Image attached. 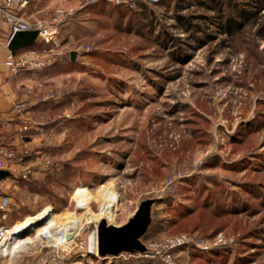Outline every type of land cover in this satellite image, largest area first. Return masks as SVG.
I'll return each instance as SVG.
<instances>
[{
    "label": "rangeland",
    "instance_id": "obj_1",
    "mask_svg": "<svg viewBox=\"0 0 264 264\" xmlns=\"http://www.w3.org/2000/svg\"><path fill=\"white\" fill-rule=\"evenodd\" d=\"M39 1L27 7L31 22L72 9L45 48L59 65L40 86L61 103L39 109L43 124L14 149L0 225L44 207L55 225L67 224L82 183L95 200L92 218L99 189L118 193L119 226L155 199L143 243L180 234L207 241L177 250L176 264H264V0H41L36 9ZM218 233L225 244L215 246ZM18 249L0 264L35 260L34 246Z\"/></svg>",
    "mask_w": 264,
    "mask_h": 264
},
{
    "label": "built area",
    "instance_id": "obj_2",
    "mask_svg": "<svg viewBox=\"0 0 264 264\" xmlns=\"http://www.w3.org/2000/svg\"><path fill=\"white\" fill-rule=\"evenodd\" d=\"M32 0H0V31L7 33L3 42L6 48L4 65L12 74L20 71L40 70L46 68L53 63V58H47L45 48L52 42L57 34L58 25L71 12V8L59 7L55 10L49 23L44 21L31 22L26 17V10ZM85 3H91L93 0H84ZM37 30L36 42L29 46L21 53H11L7 49V45L11 36L17 31ZM44 44L39 47L36 43ZM14 109L18 113L25 110L23 102L14 103ZM18 156L16 151L6 147H0V170H7L10 173L14 170V164ZM18 173H30L29 166L17 169ZM182 175L177 174L168 178L165 186L160 190L163 193L169 192L173 184ZM89 187L78 183L73 188V197L75 198V206L68 224H57V226L40 225L36 227L33 234L28 233L20 235V233L11 232L14 224L10 227L0 225V258L11 257L6 253V247L12 243L19 244V251L26 252L32 246L38 251L35 260L31 264H96L98 260L103 259H123L130 257L157 259L162 264H176L174 254L183 247L209 248L207 241L192 234H180L172 237H166L161 240H153L143 243L144 251L139 253L121 252L116 256L100 257L97 253V224L100 220H104L107 225L119 226L116 224L117 207L119 205V195L115 190L104 188L99 189L100 203L98 211L90 217L89 210L93 196L89 194ZM157 193V188L153 190ZM9 204L7 197L0 198V209L5 210ZM107 209V210H106ZM105 211L109 215L112 212L113 218L104 217ZM83 216V217H82ZM76 222H75V221ZM74 223L73 225H71ZM68 225V226H67ZM89 229L86 236L83 235V227ZM76 226V227H73ZM225 244L224 237L221 233L215 236V246ZM16 250V251H18ZM82 261L84 263H82Z\"/></svg>",
    "mask_w": 264,
    "mask_h": 264
},
{
    "label": "crops",
    "instance_id": "obj_3",
    "mask_svg": "<svg viewBox=\"0 0 264 264\" xmlns=\"http://www.w3.org/2000/svg\"><path fill=\"white\" fill-rule=\"evenodd\" d=\"M41 4L43 5L40 0L34 7L39 9ZM32 16L26 10V17L31 19ZM40 21L49 23L50 18ZM6 35L5 31H0V147L19 150L29 143L27 139H24L26 133L35 131L37 125L43 124L35 121L38 110L47 107L50 99L52 102L49 111L61 103L57 95L43 97L44 95L42 96L40 93L42 81H45L43 75L56 70L59 60L53 59L52 65L40 70L20 71L17 74H12L4 65L6 48L3 47V42ZM18 101L25 104V110L22 113H18L14 109V103ZM19 169H22V166H19ZM36 177L35 173L31 175L32 179H36ZM5 179H0V185L4 183ZM34 212V209L29 208L26 216L34 214Z\"/></svg>",
    "mask_w": 264,
    "mask_h": 264
},
{
    "label": "water",
    "instance_id": "obj_4",
    "mask_svg": "<svg viewBox=\"0 0 264 264\" xmlns=\"http://www.w3.org/2000/svg\"><path fill=\"white\" fill-rule=\"evenodd\" d=\"M36 38L37 30L17 31L9 39L7 49L11 53H15L19 49L33 45L36 42ZM70 59H75V52L70 53ZM11 176L12 174L9 171L0 170V179ZM154 203L155 199H146L140 202L133 215L126 223L120 226L107 225L104 220H100L97 224L98 255L106 257L116 256L121 252H143L144 245L141 242V238L151 222V206ZM40 225L41 222L39 221L35 226L38 227ZM35 228L28 232H21L20 235L28 234Z\"/></svg>",
    "mask_w": 264,
    "mask_h": 264
},
{
    "label": "bare ground",
    "instance_id": "obj_5",
    "mask_svg": "<svg viewBox=\"0 0 264 264\" xmlns=\"http://www.w3.org/2000/svg\"><path fill=\"white\" fill-rule=\"evenodd\" d=\"M50 211H51V208L44 207L43 209H41L40 211H38L36 214L26 216L23 220L17 221L14 224L15 227H13V229L11 230V232H16V233L28 232L32 228L36 227L35 225L39 221L41 222V225H44L45 224V225H48V226H54V227L57 226V225H55L56 223L54 224V221L49 220ZM105 217H109L111 219V218H113V213L111 212L110 215H109L108 211H105V215H104L103 218H105ZM73 224L74 223H72L71 225H73ZM73 227H76V226H73ZM17 247H20V246L16 242L15 243H12V244H9L6 247V253L8 255L9 254H12L13 250L15 248H17Z\"/></svg>",
    "mask_w": 264,
    "mask_h": 264
},
{
    "label": "trees",
    "instance_id": "obj_6",
    "mask_svg": "<svg viewBox=\"0 0 264 264\" xmlns=\"http://www.w3.org/2000/svg\"><path fill=\"white\" fill-rule=\"evenodd\" d=\"M40 43L39 42H37L36 43V45H39ZM18 51V50H17ZM22 160V159H21ZM148 231H149V226H148V228H147V231L144 233V235L142 236V238H145V237H147L146 235H147V233H148ZM185 248V247H184ZM187 248H189V249H191V247H187Z\"/></svg>",
    "mask_w": 264,
    "mask_h": 264
}]
</instances>
